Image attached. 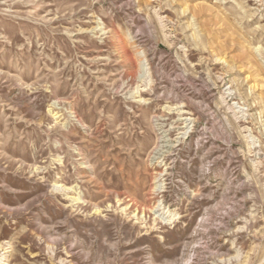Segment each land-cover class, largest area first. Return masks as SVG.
Returning a JSON list of instances; mask_svg holds the SVG:
<instances>
[{
	"label": "rangeland",
	"instance_id": "obj_1",
	"mask_svg": "<svg viewBox=\"0 0 264 264\" xmlns=\"http://www.w3.org/2000/svg\"><path fill=\"white\" fill-rule=\"evenodd\" d=\"M0 264H264V0H0Z\"/></svg>",
	"mask_w": 264,
	"mask_h": 264
}]
</instances>
